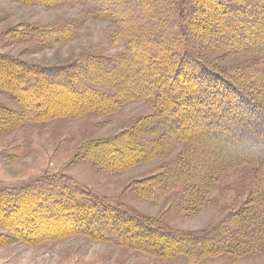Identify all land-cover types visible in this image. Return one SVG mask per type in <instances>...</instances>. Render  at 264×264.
<instances>
[{
  "label": "trees",
  "instance_id": "1",
  "mask_svg": "<svg viewBox=\"0 0 264 264\" xmlns=\"http://www.w3.org/2000/svg\"><path fill=\"white\" fill-rule=\"evenodd\" d=\"M80 1L95 11L111 13L127 54L97 57L92 63L68 67L21 66L0 55V91L13 94L23 109L17 112L0 105V135L29 123L76 120L90 111H113L121 103L119 96L98 91L111 88L124 99L149 101L160 115L159 129L165 134L195 136L187 139L194 154L186 152L183 158L187 164L180 165L181 170L189 168L192 176L175 180V185L187 187L193 180L198 193L208 180L215 182L227 170L242 165L264 167V72L249 81L252 72L238 73L219 66L200 50L195 32L203 27L208 42L216 37V46L238 53L255 51L264 59V0ZM249 38L255 39L247 42ZM255 42H259L257 46ZM63 96L72 104L54 108ZM143 129L139 126L114 138L83 144L77 157L98 162L100 169L122 172L127 165L107 162L106 168L103 160L92 156L91 149L121 143L130 136L128 150L137 162L143 161L155 152V145L140 140ZM164 179L154 177L151 186H137V191L143 193L150 187L144 197L157 200L173 184ZM257 194L255 205L239 212L235 220L224 218L206 230L184 232L109 201L71 177L54 175L0 188V220L2 216L13 219L24 200L31 206H25L28 215L13 219L24 229L32 231L39 221L53 222L55 217L69 222L66 229L81 228L76 226L87 221L85 216L91 214L85 211L91 209L98 222L92 219L87 226L97 222L98 231L81 230L97 234L99 240L161 257H241L264 249V190ZM32 199L37 207L30 204ZM131 231L135 235L127 239Z\"/></svg>",
  "mask_w": 264,
  "mask_h": 264
},
{
  "label": "rangeland",
  "instance_id": "2",
  "mask_svg": "<svg viewBox=\"0 0 264 264\" xmlns=\"http://www.w3.org/2000/svg\"><path fill=\"white\" fill-rule=\"evenodd\" d=\"M110 14L106 10L95 11L80 0H0V55L21 66L40 67L86 65L97 57H123L127 49L121 30L110 20ZM202 31L203 27L195 30L200 39L198 47L211 61L238 73L252 72L254 76L247 77L249 81L264 72V59L255 51L238 53L226 46H216V37L208 42ZM258 43L255 42V46ZM98 91L119 96L118 108L110 112L90 111L76 120L60 118L29 123L0 135V188L65 175L109 201L184 232L206 230L224 218L235 220L239 212L255 205L257 193L264 190V167L242 165L227 170L215 178V182L208 180L210 183L198 193L194 192L193 180L190 185L185 184L187 187L175 185V180L192 176L188 175L189 168L180 169L187 164L184 154H194L187 141L189 136L162 132L158 124L160 115L145 98L128 96L124 99L111 88ZM64 96L55 101L54 108L72 104V100ZM0 105L12 111H23L11 93L0 91ZM139 126L144 128L140 140L155 145V152L143 161L137 162L136 155L128 150L130 136L124 137L121 143L111 142L91 149L92 156L96 161L103 160L101 163L106 168L108 162L109 165L125 164L126 170L107 171L98 168V162L77 157L83 144L114 138ZM154 177L173 182L168 191H161L162 196L157 200L144 197L150 187L143 193L136 188L151 186L150 179ZM158 186L156 184L155 188ZM29 201L37 207L33 199ZM27 205L23 200L12 218L20 214V219L26 218ZM85 212L91 214L85 216L87 221L75 226L95 230L96 215L91 209ZM1 218L0 264H264V249L241 257L220 255L199 260L183 254L161 257L99 240L97 234H88L81 228L66 229L69 222L58 217L53 222L39 221L32 231L18 226L13 219ZM92 219L97 221L95 226H87ZM133 235L131 231L126 237Z\"/></svg>",
  "mask_w": 264,
  "mask_h": 264
}]
</instances>
